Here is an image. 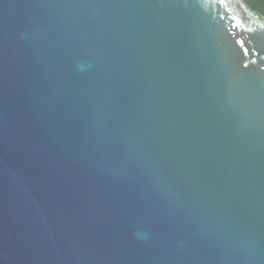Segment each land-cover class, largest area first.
I'll use <instances>...</instances> for the list:
<instances>
[{"label":"water","instance_id":"95a60500","mask_svg":"<svg viewBox=\"0 0 264 264\" xmlns=\"http://www.w3.org/2000/svg\"><path fill=\"white\" fill-rule=\"evenodd\" d=\"M0 264H264V0H0Z\"/></svg>","mask_w":264,"mask_h":264}]
</instances>
